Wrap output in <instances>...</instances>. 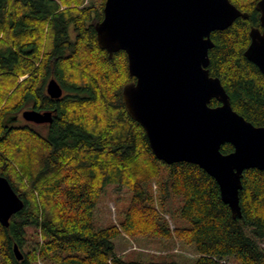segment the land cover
I'll list each match as a JSON object with an SVG mask.
<instances>
[{
	"label": "trees",
	"instance_id": "obj_1",
	"mask_svg": "<svg viewBox=\"0 0 264 264\" xmlns=\"http://www.w3.org/2000/svg\"><path fill=\"white\" fill-rule=\"evenodd\" d=\"M104 1L0 0V176L24 203L0 224V264H177L125 259L113 243L123 235L193 246L194 264H264V171L243 172L234 218L204 170L155 157L123 105V88L134 82L126 54L110 57L97 44ZM229 1L247 17L211 33L209 75L237 114L264 127V75L244 56L250 30H261L259 0ZM47 77L64 89L60 99L42 94ZM33 105L53 112L46 133L11 124ZM109 186L125 188L130 200L118 224L96 227Z\"/></svg>",
	"mask_w": 264,
	"mask_h": 264
},
{
	"label": "water",
	"instance_id": "obj_2",
	"mask_svg": "<svg viewBox=\"0 0 264 264\" xmlns=\"http://www.w3.org/2000/svg\"><path fill=\"white\" fill-rule=\"evenodd\" d=\"M256 8L262 30H250L244 56L264 75V0ZM102 13L95 26L97 44L110 57L126 54L134 82L123 88V105L143 128L155 157L167 165L200 167L216 181L232 216L240 217L243 172L264 171V127L232 109L220 80L209 75L208 52L214 46L212 32L247 15L229 0H105ZM46 91L53 99L62 96L54 79ZM213 99L220 105L210 107ZM21 116L36 124L52 121L51 112L25 110ZM224 144L233 151L222 154ZM23 206L0 176V224L7 227ZM13 251L17 260L23 258L16 245Z\"/></svg>",
	"mask_w": 264,
	"mask_h": 264
},
{
	"label": "rangeland",
	"instance_id": "obj_3",
	"mask_svg": "<svg viewBox=\"0 0 264 264\" xmlns=\"http://www.w3.org/2000/svg\"><path fill=\"white\" fill-rule=\"evenodd\" d=\"M95 1L86 0V4L91 5ZM33 129L43 133L42 129ZM129 200L130 193L125 188L118 189L115 186H109L96 208L94 225L96 227H107L110 224H118L123 217V212L126 210ZM169 223L171 225L170 221ZM113 243L115 252L118 255H123L127 260L137 259L139 258L138 255L141 254L144 259L151 256H165L177 264H194L197 258L194 247L187 246L180 241L133 240L123 235L116 238Z\"/></svg>",
	"mask_w": 264,
	"mask_h": 264
},
{
	"label": "flooded vegetation",
	"instance_id": "obj_4",
	"mask_svg": "<svg viewBox=\"0 0 264 264\" xmlns=\"http://www.w3.org/2000/svg\"><path fill=\"white\" fill-rule=\"evenodd\" d=\"M103 11V10H102ZM103 14V13H102ZM93 25H94V23H93ZM97 25V24H96ZM96 25H94V30H95V26ZM261 30H262V28H261ZM51 79H53V78H50V77H47L46 79H45V81H44V83H43V85H42V87H41V91H42V94H44L47 98H49V99H53V98H51L50 96H48V94H47V84H48V82L51 80ZM55 80V79H54ZM62 88V87H61ZM62 96H64V89L62 88ZM61 96V97H62ZM60 97V98H61ZM60 98H58V99H60ZM55 100H57V99H55ZM220 105V104H219ZM37 106H35V105H33V106H31L28 110H34V111H36V112H39V113H45V112H51V111H45V110H43V109H37L36 108ZM21 114H22V111L21 112H19L16 116H14L13 117V119H12V121H11V124H16V123H20V124H28L30 127H32V128H35V129H42V132L43 133H46L47 132V130H48V128H49V126L52 124V121L50 122V123H41V124H36V123H34V122H27V121H25V120H23V118H22V116H21ZM51 114H52V120H53V112H51ZM19 125V124H18Z\"/></svg>",
	"mask_w": 264,
	"mask_h": 264
}]
</instances>
